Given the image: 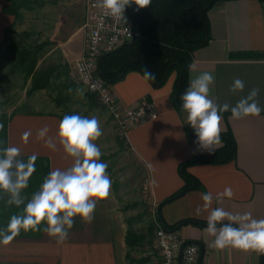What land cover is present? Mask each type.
<instances>
[{"label": "crops", "instance_id": "crops-1", "mask_svg": "<svg viewBox=\"0 0 264 264\" xmlns=\"http://www.w3.org/2000/svg\"><path fill=\"white\" fill-rule=\"evenodd\" d=\"M6 2L0 0V43L6 27L14 21V16L3 10ZM209 19L211 38L208 44L194 51L189 81L204 71L212 73L215 81L211 97L220 105L228 103L230 106H235L241 97L258 87L257 100L264 108V3L260 0L218 1L209 10ZM86 39L87 32L79 26L60 44L67 63H73L82 55ZM176 77L174 71L162 87L156 88L141 72L130 71L122 80L110 84L114 99L123 107L135 106L144 100L156 105L157 118L141 120L125 132V139L143 173L148 202L156 212L164 199L184 185L180 163L208 153L198 150L190 141L186 113L178 111L172 102ZM236 78L243 80L245 87L242 92L232 93L230 88ZM8 112L7 146L20 147L22 156L36 154L48 158L50 171L70 166L71 160L58 141L56 149L52 150L37 139V131L45 125L50 129L48 135L55 136L64 115L54 102L46 109L35 106ZM221 115V132L232 134L237 146L236 157L223 163L189 166L188 172L198 178L201 186L162 205L159 212L167 225L188 218L206 221V212L196 214V208L203 204L201 194L211 192L215 196L229 186L234 197L214 202L212 207H222L232 213L251 212L254 218L264 219V111L259 117L239 120L231 118L230 110ZM26 130H31L32 135L24 144L21 136ZM107 201L108 198L98 202L90 224L75 218L74 227L63 243H57L44 232L37 239L15 238L11 244L0 246V264H129L127 224L123 215L114 211ZM205 228L188 223L175 229L181 238L200 244L205 264H264V254L252 250L209 247L212 238L205 233Z\"/></svg>", "mask_w": 264, "mask_h": 264}, {"label": "clouds", "instance_id": "clouds-1", "mask_svg": "<svg viewBox=\"0 0 264 264\" xmlns=\"http://www.w3.org/2000/svg\"><path fill=\"white\" fill-rule=\"evenodd\" d=\"M132 4L139 11L149 7L151 0H95L94 7L125 22V9ZM144 78L154 80L155 76L145 68ZM214 81V75L204 71L190 78L188 88L180 96L186 124L191 126L197 137L194 144L198 150L209 153H213L222 143V113L230 110L231 118L239 120L249 116L259 117L264 111L257 100L260 93L258 87L252 88L246 97H241L235 106L216 103L211 97ZM244 87V81L236 78L230 91L242 92ZM76 91L83 96V89ZM3 128L4 124L0 122V131ZM49 131L48 126L41 127L37 131V139L44 141L45 146L52 150L56 149L58 141L71 164L64 169L50 171L30 198L23 193L29 186L30 177L36 172L37 155L22 159L20 147L2 146L0 142V194L7 197L4 201L7 207L21 209L22 206L20 212L10 216L6 226L0 227V246L11 244L22 230H42L55 238L57 243H63L74 227L75 218L79 217L82 223L90 224L95 218L98 202L109 197L112 180L107 172L108 164L101 160L103 153L96 143L103 135L98 118L80 114L64 115L54 137L48 135ZM31 135V130L23 132L22 142L27 144ZM152 183L156 181L153 179ZM234 195L230 186L215 196L211 192L201 194L203 204L196 208V214L207 213L204 231L212 238L209 247L244 252L252 250L264 254V219L254 218L251 212L232 213L222 207H212L214 202L232 199Z\"/></svg>", "mask_w": 264, "mask_h": 264}, {"label": "trees", "instance_id": "trees-1", "mask_svg": "<svg viewBox=\"0 0 264 264\" xmlns=\"http://www.w3.org/2000/svg\"><path fill=\"white\" fill-rule=\"evenodd\" d=\"M223 0H151L147 8L136 10L132 4L127 7L128 14L136 24L139 35L121 48L106 53L99 59L98 72L109 84L122 80L130 71H139L144 75L148 68L154 80L148 79L156 87H162L172 72H176V82L171 95L172 102L178 111H182L180 96L189 86V69L196 49L208 44L211 38L209 10L215 3ZM264 3V0H260ZM31 9L32 0H7L3 6L5 13L15 17L12 25L6 27L4 38L0 43V59L5 60L10 72L21 73L25 80L31 79L29 92L48 88L54 77L57 67H41L40 51L43 44L31 45L24 41L28 32H16L14 24L22 15V9ZM15 36L11 37L10 33ZM10 115L0 112V122L4 128L0 131V142L7 146V127ZM188 138L191 142L197 139L191 126L186 127ZM223 145L216 148L213 153L191 157L179 165L184 185L164 199L158 206L156 216L159 223L168 229H178L184 224L192 223L207 226V221L188 218L174 225H167L160 216V208L190 189L201 186L197 177L188 172V167L197 163H223L236 157L237 146L230 132H221ZM27 159L28 156H22ZM50 172L48 158L38 157L36 172L29 179V186L24 190L28 198L39 189L44 177ZM6 196L0 194V227L6 226L11 215L22 210L15 206L5 205ZM43 227V226H42ZM44 231H21L18 237L40 238ZM144 235L128 229L126 242L134 246L144 239Z\"/></svg>", "mask_w": 264, "mask_h": 264}, {"label": "rangeland", "instance_id": "rangeland-1", "mask_svg": "<svg viewBox=\"0 0 264 264\" xmlns=\"http://www.w3.org/2000/svg\"><path fill=\"white\" fill-rule=\"evenodd\" d=\"M21 11L22 15L14 24L15 31L28 32L30 35L24 36L28 44H43L40 66L57 67V70L48 88L29 92L31 79L25 80L21 73L10 72L5 60L0 59V112L9 115V110L15 113L35 106L46 109L54 102L63 115L97 117L103 135L96 143L103 153L101 160L108 164L107 172L112 180L107 203L123 215L128 229L145 237L138 244L128 246L129 264H162L155 243L156 210L148 202L143 173L125 133L117 127L97 96L88 91L61 53L60 44L79 26L87 32L86 0H32V8ZM10 36L14 37V32ZM77 89L84 90L83 96L77 93Z\"/></svg>", "mask_w": 264, "mask_h": 264}, {"label": "built area", "instance_id": "built-area-1", "mask_svg": "<svg viewBox=\"0 0 264 264\" xmlns=\"http://www.w3.org/2000/svg\"><path fill=\"white\" fill-rule=\"evenodd\" d=\"M94 4L95 0H86V44L82 55L70 65L88 91L97 96L117 127L125 133L141 120L157 118L158 111L151 100L123 107L114 99L110 84L100 76L98 62L101 56L132 42L139 32L127 12V7L124 22L105 14L101 9L94 7ZM155 243L162 264H205L200 244L181 238L174 229L158 225L155 230Z\"/></svg>", "mask_w": 264, "mask_h": 264}]
</instances>
